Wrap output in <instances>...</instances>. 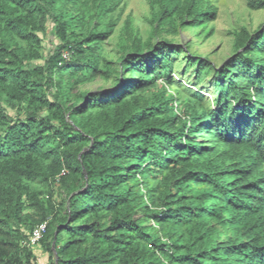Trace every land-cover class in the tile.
Masks as SVG:
<instances>
[{
  "label": "trees",
  "instance_id": "obj_1",
  "mask_svg": "<svg viewBox=\"0 0 264 264\" xmlns=\"http://www.w3.org/2000/svg\"><path fill=\"white\" fill-rule=\"evenodd\" d=\"M148 3L155 37L214 36L211 0ZM123 6L0 0V264H38L24 242L43 223L50 264H264V24L236 32L220 65L190 57L188 86L174 77L183 46L135 36L113 90L73 96L110 71Z\"/></svg>",
  "mask_w": 264,
  "mask_h": 264
},
{
  "label": "rangeland",
  "instance_id": "obj_2",
  "mask_svg": "<svg viewBox=\"0 0 264 264\" xmlns=\"http://www.w3.org/2000/svg\"><path fill=\"white\" fill-rule=\"evenodd\" d=\"M213 5L218 8V19L209 26L214 29V36L207 39L206 34H202L199 29H179L178 33H173L170 29L165 28L159 37L154 36V27L150 24V6L148 0H124L123 13L120 12L114 17L119 18L118 26L114 36L103 44V60L107 63L110 71L105 70L102 66V72L96 82L77 86L73 90V96L80 93L89 92H110L114 89L113 84L116 78V71H119L120 59L131 45L132 38L135 36L142 39H153L155 42L165 40L183 46L187 54L181 55L175 66L176 77L184 86L195 82V72L186 71V65L190 57L207 58L212 64L220 65L233 53L234 34L242 28L248 29L251 33L256 31L264 24V11H255L249 8L248 0H211ZM43 40L41 54L46 59L56 43L54 26L48 24L45 33L40 34ZM43 61H35L32 67L42 66ZM71 77L66 75L67 81ZM59 80V76L55 77ZM205 96L212 100L213 81L209 76L199 86ZM7 114L15 118L18 116L16 110L8 108ZM56 201L64 200V195L55 192ZM143 213L138 218H143ZM147 225L158 230L152 218H149ZM38 264H50V254L45 251L40 244L32 248Z\"/></svg>",
  "mask_w": 264,
  "mask_h": 264
},
{
  "label": "built area",
  "instance_id": "obj_3",
  "mask_svg": "<svg viewBox=\"0 0 264 264\" xmlns=\"http://www.w3.org/2000/svg\"><path fill=\"white\" fill-rule=\"evenodd\" d=\"M47 231V223L37 226L24 242L25 246L34 248L40 245Z\"/></svg>",
  "mask_w": 264,
  "mask_h": 264
}]
</instances>
